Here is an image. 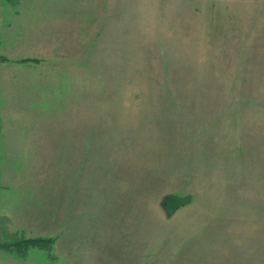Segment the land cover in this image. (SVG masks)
Here are the masks:
<instances>
[{
	"label": "rangeland",
	"instance_id": "1",
	"mask_svg": "<svg viewBox=\"0 0 264 264\" xmlns=\"http://www.w3.org/2000/svg\"><path fill=\"white\" fill-rule=\"evenodd\" d=\"M177 2L0 0V254L54 253L34 233L68 201L137 213L155 251L237 249L264 215V58Z\"/></svg>",
	"mask_w": 264,
	"mask_h": 264
},
{
	"label": "crops",
	"instance_id": "2",
	"mask_svg": "<svg viewBox=\"0 0 264 264\" xmlns=\"http://www.w3.org/2000/svg\"><path fill=\"white\" fill-rule=\"evenodd\" d=\"M179 1L183 2L182 8L187 9L184 11L189 20L198 19L205 29L214 31V35L209 36L210 40H217L216 34L226 32L223 46L226 48V58H264V0ZM173 2L177 6V0ZM219 20H226L223 29ZM233 39L235 42L232 44ZM253 169L259 189L261 185L264 186V168L259 164ZM255 196L264 203L259 191ZM64 206L65 210H61L58 221H55L57 231L43 226L32 232L40 237H56L54 253L51 249L50 252L38 250L20 258L18 254L10 256L2 252L0 264H264V215L252 217V231H245L244 227L239 226L237 249L194 247L179 252L166 247L155 251L156 247L149 240L159 234H149L148 237L144 224L146 219L135 216L137 213L120 210V206L115 207L111 202L95 200H76L74 204L68 201ZM254 209H258L255 203ZM36 219L39 218L31 220ZM44 219L48 222L47 217ZM193 222L202 225L197 228L205 226L202 235L194 242L212 234L211 218L198 217ZM172 235L168 234L167 239Z\"/></svg>",
	"mask_w": 264,
	"mask_h": 264
},
{
	"label": "trees",
	"instance_id": "3",
	"mask_svg": "<svg viewBox=\"0 0 264 264\" xmlns=\"http://www.w3.org/2000/svg\"><path fill=\"white\" fill-rule=\"evenodd\" d=\"M167 199L164 201V204H167ZM29 245H39L41 247H46L47 249L50 247L51 249V244H53V240H47V239H38V240H29L28 241ZM49 250V249H48Z\"/></svg>",
	"mask_w": 264,
	"mask_h": 264
}]
</instances>
